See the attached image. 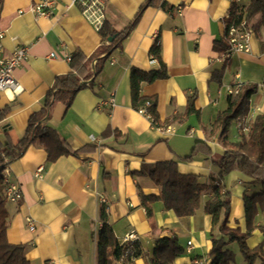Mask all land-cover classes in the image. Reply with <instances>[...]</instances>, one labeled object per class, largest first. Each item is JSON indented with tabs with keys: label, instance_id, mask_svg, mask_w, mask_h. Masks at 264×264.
I'll list each match as a JSON object with an SVG mask.
<instances>
[{
	"label": "crops",
	"instance_id": "crops-1",
	"mask_svg": "<svg viewBox=\"0 0 264 264\" xmlns=\"http://www.w3.org/2000/svg\"><path fill=\"white\" fill-rule=\"evenodd\" d=\"M38 1L0 2L1 53L10 54L18 46L28 49L27 59L13 72L21 91H0V138L3 124L9 125L12 142L23 136L29 116L41 107L55 78L75 73L66 55L80 51L85 58L93 56L87 69L79 71L81 76L92 71L98 59H104L102 69L89 86L76 93L68 108L61 102L53 104L48 123L72 150L86 145L95 148L50 162L35 142L8 164L10 179L18 183L22 197L17 203L6 204L7 240L25 246L29 264H97L102 226L99 209L104 205L107 223L119 242L134 231L141 246L134 264H147L145 255H152L156 241L172 235L183 248L173 264H210L211 235L221 236L211 215L203 211L210 189L192 215L179 217L155 201L152 214L147 216L138 188L146 195H158L159 187L136 172L143 163L186 156L200 141L203 145H198L194 158L178 160L177 170L203 181L216 173L209 154L221 155L225 147L219 133L212 132V124L217 113L227 108L229 90L238 84L256 86L245 119L251 122L264 111V25L260 15L248 22L252 30L249 50L234 52L221 61L231 0H156L143 8L120 47L104 58L106 52L97 51L99 32L82 17L77 5L71 0H56L50 13L38 15L31 10ZM145 1L106 0L105 18L116 30H123ZM177 7L181 8L179 14ZM157 41L167 77L141 84L140 94L155 97L158 124L132 106L129 79L131 67L159 69L150 53ZM215 42L221 45L217 48ZM221 69L218 81L215 73ZM193 93L198 114L181 117ZM109 97L114 98V106L106 103ZM245 119L231 122L229 141L240 139ZM105 129L106 136L102 135ZM225 187L231 193L228 226L244 232L243 197L257 193L260 184L232 170L225 177ZM254 224L246 244L254 248L263 243L264 251L263 210L255 216ZM224 239L225 248L234 255L232 264H245L239 245L228 242L227 236ZM253 264H262V257Z\"/></svg>",
	"mask_w": 264,
	"mask_h": 264
},
{
	"label": "trees",
	"instance_id": "trees-1",
	"mask_svg": "<svg viewBox=\"0 0 264 264\" xmlns=\"http://www.w3.org/2000/svg\"><path fill=\"white\" fill-rule=\"evenodd\" d=\"M156 0H146L135 14L134 18L123 30H116L106 18L97 30L101 36V44L97 51H105L104 58L109 57L111 52L120 47L123 40L129 35L135 26L140 12L146 6L154 4ZM1 2V0H0ZM260 15L264 25V0H245L235 5L225 20V27L230 23L239 24L244 18L247 23L256 15ZM221 45L215 42L218 48ZM227 48L222 44V51ZM151 57L159 63V69L144 71L135 67L130 70V95L132 106L138 109L144 106L151 114L153 121L158 124L155 97L140 94L143 83H150L157 79L167 77L165 65L161 60L158 41L150 49ZM93 56L85 58L76 51L71 55L70 65L75 70L74 74L58 76L52 87L45 93L41 101V107L33 112L27 121L23 136L16 142H12L8 135V124H3L2 137L0 138V264H29L25 257V246L13 244L7 240L6 229L8 227L6 200L2 196L3 178L2 169L6 164L20 158L27 148L38 142L46 151L47 160L55 161L62 155H77L79 152L93 149L94 145H86L78 150H72L66 139L62 138L57 131L48 123L53 104L61 102L68 108L76 93L83 87L85 82L92 79L101 71L104 59H98L92 71L80 75L81 69H87L88 62ZM80 71V72H79ZM223 69L215 73L220 80ZM254 85H241L234 95H229L227 108L217 113L212 124V132H218L225 151L221 155L209 154L211 164L216 168V173L209 175L208 181H203L195 174H182L177 170V161H190L198 152V145L202 142L196 141L190 153L183 157L171 160L143 163L141 169L136 172L146 175L159 187L158 195H146L138 188V196L141 205L145 208L147 216L152 214L151 204L161 201L164 209L172 210L175 215L189 216L199 208L202 197L207 189L210 195L203 202V211L212 217V225L218 226L221 236L216 238L211 235V248L208 255L212 257L210 264H232L234 255L231 250L225 248V236L228 242H236L245 264H253L257 257H262L264 264L263 243L254 248H249L246 238L255 229V216L259 211H264V111L257 114L249 124L246 134H241L240 139L235 142L228 140L227 135L231 122L244 116L249 109L250 96L256 91ZM195 93L187 98L186 109L181 117L191 113L198 114L193 101ZM1 114V113H0ZM176 117V116H175ZM173 117V119L175 118ZM108 129L102 135L106 136ZM232 170H237L254 179L260 184L259 191L251 196L244 195L246 230L242 232L238 227L228 226V215L230 208L231 193L225 187V177ZM106 207L101 205L99 219L102 226L98 232L97 241V264H112L122 259L121 264H134L135 257L141 255V246L137 241L123 244L115 237L112 228L107 223ZM130 246V247H129ZM183 253V248L178 244L177 237H162L156 241L152 255H145L147 264H173L175 257Z\"/></svg>",
	"mask_w": 264,
	"mask_h": 264
},
{
	"label": "built area",
	"instance_id": "built-area-1",
	"mask_svg": "<svg viewBox=\"0 0 264 264\" xmlns=\"http://www.w3.org/2000/svg\"><path fill=\"white\" fill-rule=\"evenodd\" d=\"M56 0H39L31 10L38 15H47L50 13V9L53 6V3ZM243 0H231V9L240 4ZM72 3L79 7L82 17L88 21L95 30H98L104 19H105V8L106 0H71ZM176 12L179 14L181 8L177 7ZM252 30L249 27L247 21L243 18L239 24L230 23L227 28L225 27V39L227 41V48L219 55L221 61H225L232 53L239 51H248L250 48V37ZM3 33L0 31V39L2 38ZM28 57V49L26 46L16 47L10 54H2L0 46V91L9 90L13 94H17L21 91V86L17 83L14 77V69L20 66ZM71 56L66 55L65 59L69 62ZM154 58L151 57V61ZM113 61V60H111ZM85 86H89L88 82H85ZM264 87V84H262ZM240 88L238 84L235 88L230 89V95H234ZM110 106H114V98L109 97L106 101ZM139 113L145 115L152 123H154L151 114L146 110L144 106H141L137 109ZM240 118V117H239ZM239 118H237L239 120ZM245 119L244 117H241ZM240 118V119H241ZM250 121L245 119L240 127V133L246 134L249 129ZM40 172L41 169H38ZM2 178H3V188L2 196L9 203H17L22 197V190L18 183L10 179V171L8 164L3 166L2 169ZM101 202H104L102 199ZM30 229H34L33 225H30ZM136 235L134 231L129 232L123 238V241L120 243L129 244L135 241ZM190 244V242H188ZM130 247V246H129ZM122 259L118 262L122 263Z\"/></svg>",
	"mask_w": 264,
	"mask_h": 264
},
{
	"label": "rangeland",
	"instance_id": "rangeland-1",
	"mask_svg": "<svg viewBox=\"0 0 264 264\" xmlns=\"http://www.w3.org/2000/svg\"><path fill=\"white\" fill-rule=\"evenodd\" d=\"M241 118V117H240Z\"/></svg>",
	"mask_w": 264,
	"mask_h": 264
}]
</instances>
